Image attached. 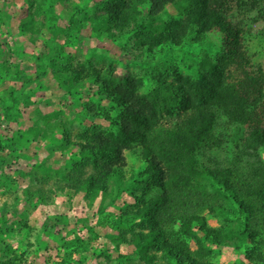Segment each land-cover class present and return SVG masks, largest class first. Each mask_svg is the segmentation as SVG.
I'll list each match as a JSON object with an SVG mask.
<instances>
[{"label": "trees", "instance_id": "trees-1", "mask_svg": "<svg viewBox=\"0 0 264 264\" xmlns=\"http://www.w3.org/2000/svg\"><path fill=\"white\" fill-rule=\"evenodd\" d=\"M27 2L34 9L23 26L36 33L46 0ZM92 2L97 6L73 5L77 14L58 25L62 39L55 31L57 43L44 47L61 49L75 25L85 22L82 26L112 43L124 41V48H137V55L146 59L157 46L202 43L217 17L210 0ZM99 8L103 11L90 13ZM60 52L50 64L69 72L70 83L93 81L100 100L111 103L110 110L77 111L83 119H102L104 125H83L78 141L67 135L65 140L82 157V163L74 164L79 176L81 164L91 165L82 181L91 200L116 192L127 204L120 214L130 233H121L119 241L133 245L151 264H218L214 259L224 250L238 252L241 264H264V127L250 121L261 92L250 97L232 92L219 55L191 58L188 70L193 73L180 65L145 61L141 75L130 69L118 74L112 67L103 73L91 63L94 71L89 72L84 62L73 65L71 57L61 65ZM146 80L153 84L151 91L144 89ZM220 116L228 124L245 125L241 143L239 134L227 145L230 135L216 130ZM129 155L139 163L132 165Z\"/></svg>", "mask_w": 264, "mask_h": 264}, {"label": "rangeland", "instance_id": "rangeland-1", "mask_svg": "<svg viewBox=\"0 0 264 264\" xmlns=\"http://www.w3.org/2000/svg\"><path fill=\"white\" fill-rule=\"evenodd\" d=\"M92 1L46 0L39 16L43 25L35 33L23 26L34 9L31 3L0 0V264H151L133 251V245L119 241L121 233H130L120 214L127 204L116 192L91 200L82 185L91 165L81 164L80 176L74 168L82 157L65 135L78 141L83 125H104L102 119H83L77 111L110 110L111 103L100 100L93 81L81 78L70 83L69 72L50 64L61 49L57 58L61 65L71 57L73 65L84 62L89 72L93 66L103 73L112 67L118 74L130 69L141 75L145 61L162 67L176 64L193 73L194 69L188 70L191 58L223 56L232 92L246 97L261 92L250 121L264 127V0H210V11L217 17H212V28L202 43L157 46L146 59L137 55L139 49L124 48V41L112 43L82 26L85 22L75 25L61 49L44 47L55 45V31L62 35L58 25L76 13L73 5L96 7L98 2ZM76 17L83 20L82 15ZM75 84L82 85L79 89ZM152 86L146 80L144 89L151 91ZM214 110L223 111L216 106ZM217 124V131L230 135L227 145L239 134L242 142L245 125L228 124L224 116ZM128 158L134 166L139 163L138 158ZM214 261L241 264V256L224 250Z\"/></svg>", "mask_w": 264, "mask_h": 264}]
</instances>
